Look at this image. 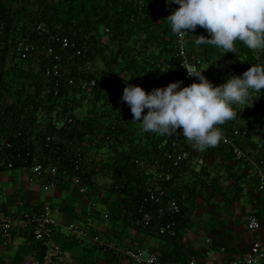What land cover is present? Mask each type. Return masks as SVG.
<instances>
[{"label": "trees", "instance_id": "16d2710c", "mask_svg": "<svg viewBox=\"0 0 264 264\" xmlns=\"http://www.w3.org/2000/svg\"><path fill=\"white\" fill-rule=\"evenodd\" d=\"M173 10L174 5L169 6L168 0H0V168L30 169L37 157L44 163L53 161L59 170L66 169L83 183L92 185L93 179L84 173L85 156L78 146L86 142L87 145L95 144L98 149L106 143L118 145L127 141V136L132 137L134 126L131 121L138 123L132 120L130 106L115 99L117 95L121 98L126 84L121 85L120 81L131 77L127 83L141 85L150 91L172 81L182 80L187 85L196 79H188L180 67L175 49L176 34L166 18ZM200 34L209 35L206 29L197 26L195 33H190L189 48L192 54L203 59L201 70L210 64L204 75L214 84L223 83L233 74V69L242 74L251 64L264 63V49L253 51L236 41L237 52L223 55V50L218 47L196 45L195 38ZM57 36L68 37L76 46L62 48V43L55 40ZM22 42L35 45L27 59L22 58L23 51L19 50ZM50 44L60 59L52 60L48 55ZM48 66H57L61 75H47ZM72 78L74 84L69 82ZM93 79L94 86L81 88V80ZM87 99L97 107L100 101L109 99L118 107L106 135H100L99 129L89 131L77 114V109L83 107ZM251 99L253 104L234 106L236 117L217 126L226 133L239 129L237 143L253 157L246 146L257 134L264 137V92L260 95L253 92ZM127 118L131 120L129 124ZM254 121L263 126L256 129ZM100 125L97 123L96 126L102 128ZM132 133L140 137L135 131ZM88 134L91 136L87 139ZM146 134L141 143L151 142V149L142 151L134 139L130 150L120 151L117 161L109 163L113 182L108 189L119 197L118 201L122 197L124 202L120 203H126L131 209L129 214L135 224L140 221L139 227L149 229L159 221L161 228L174 221L178 232L177 219L185 208L179 198L168 193L167 187L181 162L174 166V159H169L166 154L184 153L182 145L186 139L182 136L165 138L154 132ZM165 140L166 144L160 148ZM221 141L219 143L223 144ZM262 148L264 150V144ZM140 153H151L152 162L165 173L163 178L169 176L159 187L165 191L160 203L145 201L150 192L158 188H149L147 170L140 165L145 156ZM172 202L180 207L175 215L169 210ZM161 208H164L163 212ZM146 219H150L149 224H145ZM31 236L26 251L31 259H41L48 240ZM53 240L73 258L72 262L56 258L54 264H96L91 255L95 248L77 252L84 240L56 229ZM91 247L104 249L100 245ZM114 250L111 252L117 253ZM27 260L28 257L22 255L14 264H26Z\"/></svg>", "mask_w": 264, "mask_h": 264}, {"label": "crops", "instance_id": "0c3cea01", "mask_svg": "<svg viewBox=\"0 0 264 264\" xmlns=\"http://www.w3.org/2000/svg\"><path fill=\"white\" fill-rule=\"evenodd\" d=\"M115 99L121 100L119 95ZM92 105L95 109L77 114L89 131L99 129L100 135L107 134L118 107L109 99L100 101L98 107L93 103ZM109 117L111 120H108ZM254 122L256 129L263 126L261 122ZM97 123L102 128L96 126ZM137 128L139 129L132 132L135 131L140 137L130 131L132 137L127 136V141L115 146L106 143L98 149L95 144L87 145L88 142L78 146V150H82L85 156L84 173L91 176L94 184L97 182L96 189L92 192L88 187L87 192L81 193L80 185L86 184L82 181L78 183L75 174L68 173L66 169L59 170L55 178L56 185L49 187L46 180L40 179L30 169L0 168V218L16 217L28 211L36 212L49 204L59 223L56 229L59 233L67 235V227L71 223H77L79 216H83V222L99 221L95 226L97 233H104L105 242L114 246L117 253L91 247L98 244L87 245L88 241L84 240L77 252L84 253L85 248H95L91 255H94L96 264H131L132 260L121 253V250L136 246H148L156 252L158 257L153 264H187L193 256L201 262L216 264L243 256L256 239L264 243V194L258 189V160L264 157L263 135L257 134L247 142V151L253 156L249 163L235 160L223 142L199 151L186 140L182 145L185 157L181 160V167L174 171L175 177L167 187L168 193L179 198L185 208L177 219L178 232L175 228L176 234L172 235L162 232L159 221H155L149 229L139 227L140 221L135 224L129 214L131 209L126 207V203H120L124 202L122 197L118 201L116 194L106 190L113 182L109 165L117 161L120 151L131 149L132 140L136 139L142 151L151 149V142L145 140L141 143L148 132L142 130L139 121ZM89 134L87 139L91 136ZM158 134L165 138H183L181 130L173 135ZM140 156H145V160L139 163L147 170L149 188L161 187L168 175L163 178L165 173L152 162L151 153H140ZM91 193L95 194L94 199ZM108 196L111 197L112 204ZM96 197L106 203L107 208L96 209ZM118 203L121 205H117ZM113 204L116 205L113 207ZM251 215L260 218L261 228L258 234H253L248 227ZM31 239L29 231L16 230L9 245L0 243V264H14L20 256L28 257L26 247L31 244ZM64 260L72 262L73 258L66 253Z\"/></svg>", "mask_w": 264, "mask_h": 264}, {"label": "clouds", "instance_id": "9594fccd", "mask_svg": "<svg viewBox=\"0 0 264 264\" xmlns=\"http://www.w3.org/2000/svg\"><path fill=\"white\" fill-rule=\"evenodd\" d=\"M179 5L166 18L173 33L181 40L197 26L209 35H198L196 45L215 46L227 52H237L236 41L257 51L264 49V0H168ZM189 77L154 87L150 91L138 84L126 82L121 100L141 122L144 132L173 135L181 130L183 138L199 151L215 147L221 140L217 125L234 119V106L253 104V92L264 89V63L251 64L242 74H231L220 84H214L199 70L182 62ZM251 101V102H250ZM244 107V108H245ZM145 109L147 111H145Z\"/></svg>", "mask_w": 264, "mask_h": 264}, {"label": "built area", "instance_id": "2783aa9c", "mask_svg": "<svg viewBox=\"0 0 264 264\" xmlns=\"http://www.w3.org/2000/svg\"><path fill=\"white\" fill-rule=\"evenodd\" d=\"M174 5V9L179 5ZM190 33L187 32L184 34L183 39L176 34V54L178 59L180 60V67L185 71L186 77L188 79H195V77H189L187 75V70L183 66L182 62H185L191 66L197 67L201 70L203 59L197 56L195 53L192 54V50L189 48V38ZM57 42H61L62 48H69L76 46L75 43L68 37L57 36L55 38ZM30 49L34 50L35 45H26L24 42L20 43L19 50H22V58L27 59L30 54ZM48 55L51 56L52 60L60 59L59 56L55 54V48L52 44H50L48 48ZM78 54H81V50L77 51ZM54 58V59H53ZM49 65V64H48ZM222 72L225 74L226 70L223 69ZM47 75L60 76V69L55 66L52 68L51 66L47 67L46 71ZM233 74H241V71L238 69L232 70ZM70 84L75 83V79L72 78L69 80ZM95 85V80H81L80 86L82 89H89ZM237 113V110H235ZM217 128H219L217 126ZM221 131V140L230 147L232 150L233 156L235 160L243 161L249 163L252 161V157H250L237 143V136L240 133L239 129H235L233 133H226L223 128H219ZM167 157L169 159H174V166H178L181 160L185 157L184 153L175 154V152H168ZM35 163L30 169L35 173L40 179L46 180L47 185L49 187H54L56 185V177L59 173V168L49 162L44 163L37 159H34ZM11 167L12 164H9ZM27 168V167H25ZM76 181L81 183V180L78 176H75ZM169 178V176H168ZM258 189L260 192L264 194V160H258ZM87 185H80L79 191L81 193L87 192ZM165 195V191L162 189L152 190L149 196L146 197L145 201L147 203H160ZM169 210L172 215H175L180 211L179 205L174 202L169 204ZM161 212L164 211V208L160 209ZM150 219H146L145 224H149ZM59 226L58 221L54 218L52 214V207L49 204H45L44 207L36 212H24L23 214L16 217H3L0 218V243L4 245H9L12 241L15 231L18 229H25L31 233L37 240H48V245L46 251L41 259H33L28 261L26 264H54L56 258L64 259L66 257V252H64L59 246H57L53 240V232ZM248 227L253 234H258L261 228L260 218L256 215H251L248 221ZM67 235L74 236L78 239L82 240H93L95 244L100 245L105 250L112 251L115 249L114 246L109 245L105 242L102 236L99 233H92L91 229H89L84 224L79 223H71L67 227ZM162 232H166L168 234L175 235V222L168 223L162 226ZM125 256L129 257L132 260L131 264H153L157 260V254L148 246H136L131 248H126L121 250ZM187 264H210L201 262L197 257L193 256L189 259ZM216 264H264V243L260 239H256L250 250L239 258H234L228 261H220Z\"/></svg>", "mask_w": 264, "mask_h": 264}, {"label": "rangeland", "instance_id": "374dc122", "mask_svg": "<svg viewBox=\"0 0 264 264\" xmlns=\"http://www.w3.org/2000/svg\"><path fill=\"white\" fill-rule=\"evenodd\" d=\"M18 63H19V60H18ZM19 65H23V64H19ZM123 82L121 83V84H125V81L124 80H122ZM264 92V89H262V91H261V93H263ZM90 96H91V94H89ZM83 107H80V108H78L77 109V112H82V111H89V110H91L92 108H94L95 109V107L92 105V103L91 102H89V99H87V100H84V102H83ZM108 120H111V117H109L108 118ZM127 120H128V124H129V122L131 121L130 120V118H127ZM123 123H124V125H126V123H127V121H126V119H124L123 118ZM132 126H134V128L132 129V130H138L139 128H137L136 129V123H134V122H132L131 121V123H130ZM221 142H223V141H221ZM224 143V142H223ZM225 144V143H224ZM87 185V187H89L91 190H90V192H92L93 190H95L96 189V185L97 184H92V185H88V184H86ZM108 192H110V190L109 189H106ZM91 197H92V199H94L95 198V194H93V193H91ZM97 198V200H96V209H99V210H101V209H103V208H107L106 207V203H104L101 199H99L98 197H96ZM108 198H110V204H112V200H111V197H109L108 196ZM109 204V205H110ZM114 205H116V204H113V207H114ZM104 206V207H103ZM110 207V206H109ZM114 216V215H113ZM83 219V216H79L78 218H77V223H79V224H84V225H86L89 229H91V231H92V233L94 234V233H97L98 231H97V229L95 228V226H96V224L97 223H100L99 221H96V222H83L84 220H82ZM103 234L104 233H102V234H100L101 236H102V238H103ZM104 239V238H103ZM86 241H88L87 242V245H89V243H94V241L93 240H86ZM28 260L29 261H31L32 259L30 258V256H28Z\"/></svg>", "mask_w": 264, "mask_h": 264}]
</instances>
